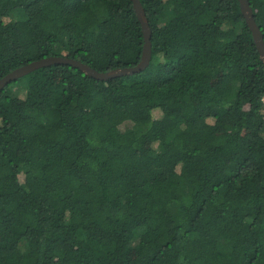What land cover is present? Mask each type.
Returning <instances> with one entry per match:
<instances>
[{"label": "trees", "instance_id": "trees-1", "mask_svg": "<svg viewBox=\"0 0 264 264\" xmlns=\"http://www.w3.org/2000/svg\"><path fill=\"white\" fill-rule=\"evenodd\" d=\"M138 1L145 70L0 90V264H264V64L239 2ZM142 33L131 0H0V79L133 67Z\"/></svg>", "mask_w": 264, "mask_h": 264}, {"label": "water", "instance_id": "water-1", "mask_svg": "<svg viewBox=\"0 0 264 264\" xmlns=\"http://www.w3.org/2000/svg\"><path fill=\"white\" fill-rule=\"evenodd\" d=\"M133 4L134 11L137 15V18L141 24L142 27V34L144 36V45H143V50H142V57L140 62L129 68H124V69H117V70H112L106 73H98L92 69H90L88 66L81 64L79 62H76L71 59H66V58H60V57H48L44 58L32 63H29L27 65H24L20 68H17L4 76L3 78L0 79V90L4 89L6 86L10 85L13 81L37 70L43 67L51 66L54 64H69L72 65L76 68H78L81 72L85 73L86 75L99 80V81H106L110 78H115V77H120V76H127V75H133L136 73H139L143 70L146 69V67L150 63L151 59V46H150V32L148 29V24L147 20L145 18L143 9L139 3L138 0H131ZM239 2V7L241 14L244 17L245 23L247 24L248 28L251 31L253 41L255 43L256 49L262 59V62L264 64V42H263V37L259 31V28L255 24V21L253 19L252 11L250 8V5L248 3V0H238Z\"/></svg>", "mask_w": 264, "mask_h": 264}, {"label": "rangeland", "instance_id": "rangeland-1", "mask_svg": "<svg viewBox=\"0 0 264 264\" xmlns=\"http://www.w3.org/2000/svg\"><path fill=\"white\" fill-rule=\"evenodd\" d=\"M132 125H134V124L127 122L126 124H123V125H122L121 129L123 130V129H125V128L132 127ZM124 126H125V127H124Z\"/></svg>", "mask_w": 264, "mask_h": 264}]
</instances>
